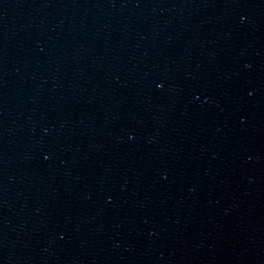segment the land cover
<instances>
[{
  "label": "water",
  "instance_id": "1",
  "mask_svg": "<svg viewBox=\"0 0 264 264\" xmlns=\"http://www.w3.org/2000/svg\"><path fill=\"white\" fill-rule=\"evenodd\" d=\"M238 0H0V264H110Z\"/></svg>",
  "mask_w": 264,
  "mask_h": 264
}]
</instances>
